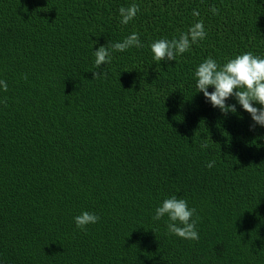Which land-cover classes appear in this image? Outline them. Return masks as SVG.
I'll list each match as a JSON object with an SVG mask.
<instances>
[{"label": "trees", "instance_id": "trees-1", "mask_svg": "<svg viewBox=\"0 0 264 264\" xmlns=\"http://www.w3.org/2000/svg\"><path fill=\"white\" fill-rule=\"evenodd\" d=\"M200 20L205 39L154 61L152 42ZM133 32L144 47L111 51ZM248 51L264 57V0H0V264H264V127L194 77ZM173 195L199 240L153 219ZM83 211L100 217L86 230Z\"/></svg>", "mask_w": 264, "mask_h": 264}, {"label": "clouds", "instance_id": "clouds-1", "mask_svg": "<svg viewBox=\"0 0 264 264\" xmlns=\"http://www.w3.org/2000/svg\"><path fill=\"white\" fill-rule=\"evenodd\" d=\"M121 24H128L133 20L140 7L137 4H131L128 7L119 8ZM210 11L214 15L219 13V9L212 6ZM194 16L199 13L193 11ZM207 32L203 21H197L189 27L187 32H182L178 38L168 40L166 38L158 39L150 44L154 61H175L177 55L188 52L193 44L205 39ZM131 47L142 48L143 43L139 39V33L133 32L125 37L121 42L111 45V51L123 52ZM111 51L105 45L98 47L93 51L95 57V67L99 69L101 65L111 62ZM103 76L107 78L106 72H93V78L98 79ZM194 77L198 92L203 93L204 98L211 103L214 108H218L221 113L236 114V105L227 104L229 98H234L240 107L250 116L253 125L264 127V57L255 55L248 51L236 55L226 60L224 64H218L217 61L208 57L201 62L195 69ZM27 77L25 76L24 79ZM212 87L213 91L209 92L208 88ZM0 88L7 91V82L0 80ZM260 107H255L254 105ZM202 149H206L208 144H200ZM215 166V161L206 163L207 168ZM196 214L195 208H189L185 199L173 195L162 201L155 208L154 220H160L167 216V231L179 238L185 240H199V233L196 230V224L199 219H193ZM100 217L92 212L83 211L74 217L75 225L80 230H86L89 224H95Z\"/></svg>", "mask_w": 264, "mask_h": 264}]
</instances>
